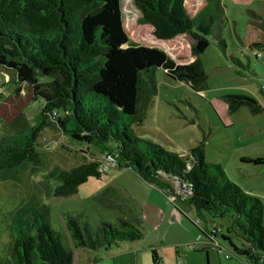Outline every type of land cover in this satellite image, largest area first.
Wrapping results in <instances>:
<instances>
[{
	"label": "trees",
	"instance_id": "trees-1",
	"mask_svg": "<svg viewBox=\"0 0 264 264\" xmlns=\"http://www.w3.org/2000/svg\"><path fill=\"white\" fill-rule=\"evenodd\" d=\"M220 1L206 0L190 16L185 0H132L139 13L138 24L150 25L156 39L167 41L182 34L191 37L193 61L177 64L163 50L129 42L121 0H0V57L16 64L20 73L26 68L34 75L36 98L42 104L27 126L12 135L0 136V178L10 179V173L38 166V139L45 129L56 128L85 148L93 146L113 155L118 167L130 168L165 197L175 194V182L184 184L189 191L187 201L199 219L206 213L230 220L225 231L214 228L212 232L190 220L199 235L207 240L219 235L228 241L234 256L244 259L243 264H264L262 202L244 193L219 164L206 161L205 138L182 159L131 133V125L141 120L156 93V69L195 89L205 85L199 56L208 47L206 36L222 16ZM251 46L264 48L263 44ZM230 60L238 62L234 57ZM14 92L18 93L19 88ZM222 99L229 112L241 106L253 114L261 110L250 95L228 93ZM241 160L264 165V157ZM99 166V159H92L69 169L54 167L43 179L58 184L47 189L45 196L77 193L89 178H100L103 172ZM12 210L7 215L11 239L0 264H72L73 249L108 248L143 236L128 219H121L120 227L105 221L90 227L79 225L68 215L66 227L72 239L69 246L48 223L45 205L29 200ZM150 252L155 264V248Z\"/></svg>",
	"mask_w": 264,
	"mask_h": 264
},
{
	"label": "rangeland",
	"instance_id": "rangeland-1",
	"mask_svg": "<svg viewBox=\"0 0 264 264\" xmlns=\"http://www.w3.org/2000/svg\"><path fill=\"white\" fill-rule=\"evenodd\" d=\"M205 2L185 0L186 12L190 16L195 15ZM220 5L222 16L206 36L208 47L199 56L205 73L203 93L171 80L162 69H156V93L144 109L141 120L131 125V133L175 152L182 159L188 156L191 147L205 138L206 161L219 164L232 182L242 185L239 187L244 193L261 200L264 227V170L241 161L243 156H264V113L251 114L242 108L231 115L224 112L226 105L222 99L228 93L246 94L264 107V77L259 75H264L261 67L264 48L248 45L249 42L264 45V0H221ZM121 12L129 42L163 50L177 62L193 59L190 56L192 39L188 34L167 41L156 39L150 25L138 24L139 13L132 0H121ZM181 37L184 40L181 41ZM179 41L183 45L181 49L178 48L181 46ZM253 51L256 58L251 55ZM230 57L238 62H231ZM18 68L0 57V136L12 135L23 129L42 105L36 98L32 82L34 75L26 68H22V75ZM17 87L19 92L15 93ZM38 148L41 156L38 166L23 167L17 173H10L7 175L10 179L0 178L1 258L4 257L6 243L11 239L8 213L17 205L31 200L47 207L48 223L69 246L72 239L66 227L68 215L77 219L79 225L90 227L104 221L120 227L121 219L130 220L143 236L133 244L118 242L112 246L116 264H134L135 261L137 264H151L152 248L163 264H175L176 250L178 263H185L187 259L196 264L244 263L242 257L233 255L228 241L219 235L217 241L222 249L218 251L211 247L206 257L205 252L200 251L202 242L195 243L199 233L190 220L200 226L202 221L189 205L186 195L180 193L179 197H165L129 168L112 165L100 178L91 177L81 184L77 193L71 196L46 197L47 189L58 184L55 180L43 179L49 170L54 167L69 169L92 159L100 161L106 153L93 146L85 148L52 127L42 132ZM256 170L262 171L258 173ZM203 217L209 230L214 226L225 231L230 225L228 218H212L206 213ZM191 232L192 238L186 240ZM231 237L237 243L233 234ZM202 240L205 237L202 236ZM192 243L194 246L190 247ZM133 247L137 249V257H134ZM226 255L230 258L226 259Z\"/></svg>",
	"mask_w": 264,
	"mask_h": 264
},
{
	"label": "crops",
	"instance_id": "crops-1",
	"mask_svg": "<svg viewBox=\"0 0 264 264\" xmlns=\"http://www.w3.org/2000/svg\"><path fill=\"white\" fill-rule=\"evenodd\" d=\"M177 38V37H175ZM180 40H184L183 37L180 38ZM181 41H179V44L181 46H179L178 48H182V43ZM252 42H255V41H252ZM250 43V42H249ZM249 46H251V44H249ZM254 44V43H253ZM255 47V46H254ZM258 48V47H256ZM255 49V48H254ZM251 55L255 56V58L257 57V54H255V51H253V53L251 52ZM191 56V54H190ZM192 57V56H191ZM194 59V57H192ZM231 58V57H230ZM261 58V57H260ZM193 59L191 61H193ZM175 61V60H174ZM190 60L189 61H175V63L177 64H186V63H189L191 62ZM232 62V61H231ZM248 67V65H247ZM261 67L262 69H264V56H263V60L261 61ZM254 71H256L254 69ZM259 75L261 77H264V75L262 73H259ZM172 80V79H171ZM155 82H156V85H157V79H155ZM180 82V81H178ZM183 84H185L184 82H182ZM185 85H188V84H185ZM189 86V85H188ZM191 89H193L195 92H199L200 94L203 93V91L205 90L206 86H199L198 88H192L191 86H189ZM233 94H238V93H233ZM224 102V101H223ZM225 103V102H224ZM260 103V102H259ZM225 110L224 112L225 113H228V114H236L240 109L242 108H246L249 112L250 110L246 107V106H241V107H238L234 112H229L228 111V106L227 104L225 103ZM261 106V104H259ZM149 106V105H148ZM251 113V112H250ZM260 113H264V107L261 106V110L259 113H256V114H260ZM253 114V113H251ZM206 150V149H205ZM243 157H248V158H257V157H264V156H259V155H255V156H243ZM242 158V157H241ZM242 161V160H241ZM243 163L245 164H248V165H252L253 167H255L256 169L257 168H262V170H264V165H254L252 163H249L247 161H243ZM130 169V168H129ZM262 170H256V172L260 173ZM138 176V175H137ZM139 177V176H138ZM228 177V176H227ZM140 178V177H139ZM247 177H241L240 179H246ZM141 179V178H140ZM143 182H145L143 179H141ZM147 185H152V184H149L147 182H145ZM239 186L242 188V185H240V183H238ZM161 192V191H160ZM163 194V193H162ZM174 195H177L176 193ZM178 197L180 196V194L177 195ZM197 215V214H196ZM198 217V216H197ZM200 217V220L202 221V226H203V229L204 231L206 232H212L214 230V226H213V230H209L208 227H207V222H205V218L202 216H199ZM192 238V232L190 233V235L188 236V238L186 240H189ZM188 242V241H187ZM202 242V241H200ZM199 242V243H200ZM198 243V242H197ZM129 244H133L132 243H129ZM201 248H200V251H204L205 252V255L207 257V253H208V249H210L211 247L209 246V244H207L206 242H202L201 244ZM113 246V245H112ZM112 246L108 247V248H104V250H99L100 248L96 249V250H89V249H73V262L72 264H116V261L114 260L115 258V254H112ZM134 249V247H133ZM156 252V255H157V258L161 260L162 262V259L159 257L157 251L155 250ZM136 253H137V249L135 250L134 249V257L136 256ZM184 257H186L184 254H183ZM137 257V256H136ZM178 257V252L177 250L175 251V264L178 263L179 261L176 260V258ZM150 259H151V256H150ZM226 259H229V258H226ZM163 263V262H162ZM181 264H196V263H193L192 261H189L188 259L186 260L185 263H182L180 262ZM207 263V261H206ZM9 264V263H7ZM134 264H137V262L135 261ZM151 264H152V261H151ZM198 264V263H197Z\"/></svg>",
	"mask_w": 264,
	"mask_h": 264
},
{
	"label": "built area",
	"instance_id": "built-area-1",
	"mask_svg": "<svg viewBox=\"0 0 264 264\" xmlns=\"http://www.w3.org/2000/svg\"><path fill=\"white\" fill-rule=\"evenodd\" d=\"M112 165L113 166L116 165L115 157L113 155H111V154H104L101 157V160H100V166H99L100 171L101 172H106V171L109 170V167L112 166ZM184 188H185L184 184H181L180 182H175V190H176L175 193L177 195L180 194V193H183L184 195L189 194V191L184 189ZM200 241L206 242L207 244H209L210 247H212V248L214 247L218 251H220L222 249V247L220 246V244L218 243L217 239H215L214 236L210 237L209 240H207L205 238V240L203 241L202 240V236L198 234L197 237H196L195 243L196 242H200ZM193 246H194V244L192 243V245H190V247H193ZM227 257H228V255H226V258ZM155 264H163V263L161 262L160 259H157L155 261ZM176 264H181V263H176ZM246 264H251V263L248 262Z\"/></svg>",
	"mask_w": 264,
	"mask_h": 264
}]
</instances>
